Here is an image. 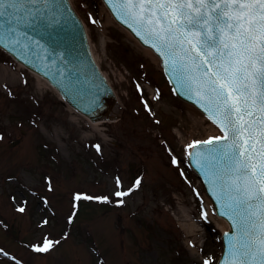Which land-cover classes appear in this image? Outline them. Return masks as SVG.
<instances>
[{
    "label": "rangeland",
    "instance_id": "rangeland-1",
    "mask_svg": "<svg viewBox=\"0 0 264 264\" xmlns=\"http://www.w3.org/2000/svg\"><path fill=\"white\" fill-rule=\"evenodd\" d=\"M73 3L121 118L91 123L0 50V264H215L220 232L200 221L214 211L186 146L217 129L173 96L156 58L101 0ZM45 238L59 243L35 251Z\"/></svg>",
    "mask_w": 264,
    "mask_h": 264
},
{
    "label": "snow or ice",
    "instance_id": "snow-or-ice-1",
    "mask_svg": "<svg viewBox=\"0 0 264 264\" xmlns=\"http://www.w3.org/2000/svg\"><path fill=\"white\" fill-rule=\"evenodd\" d=\"M41 3L46 6L49 0H0V45L21 44L26 34L18 25L36 17L41 9L33 6ZM116 5L158 41L152 47L168 57L166 63L223 133L186 146L193 163L220 185L226 207L241 216L239 249L232 244L223 264H264V0H116ZM95 147L99 152L101 146ZM139 185L137 179L134 186ZM81 199L94 198L74 196ZM55 243L45 238L33 248L47 252ZM0 253L9 255L3 249Z\"/></svg>",
    "mask_w": 264,
    "mask_h": 264
},
{
    "label": "water",
    "instance_id": "water-1",
    "mask_svg": "<svg viewBox=\"0 0 264 264\" xmlns=\"http://www.w3.org/2000/svg\"><path fill=\"white\" fill-rule=\"evenodd\" d=\"M104 1L121 24L130 28L144 44L150 47L158 44V41L148 36L117 7L116 0ZM33 7L40 8L41 12L36 17H28V23L18 25V30L26 34L20 37L21 44L9 45L7 48L0 46L27 67L46 77L70 105L92 120L116 117L118 109L116 97L92 58L85 28L69 0H49L46 6L41 3ZM25 44L27 47L23 46ZM157 54L162 59L165 73L176 94L195 104L208 116L190 87L178 78V73L172 70L171 64L166 63L168 57L161 56L158 52ZM191 163L203 179L210 196L214 198L218 213L229 221L232 228L226 232L228 235L225 233L222 236L223 250L218 264H223V261L231 257L233 251L231 245L242 239L241 216L226 207L229 202L227 196L218 183L210 181L207 171L199 169L192 159ZM222 166L226 167V162ZM229 216H232V220L228 218Z\"/></svg>",
    "mask_w": 264,
    "mask_h": 264
},
{
    "label": "bare ground",
    "instance_id": "bare-ground-1",
    "mask_svg": "<svg viewBox=\"0 0 264 264\" xmlns=\"http://www.w3.org/2000/svg\"><path fill=\"white\" fill-rule=\"evenodd\" d=\"M141 48H143V50H147L145 47H141ZM209 216H211L212 223H214V226H216L217 229L222 230V232L224 230L228 229L227 228L228 224H227V222L225 221L224 218H221L220 216L219 217H213L212 213H210ZM187 229L189 231H194V228H192V226H190V225L189 226L187 225ZM219 230H218V232H221Z\"/></svg>",
    "mask_w": 264,
    "mask_h": 264
}]
</instances>
